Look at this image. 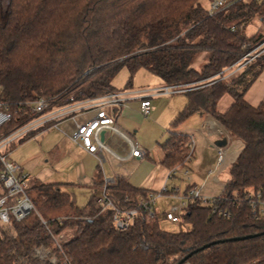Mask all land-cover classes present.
Here are the masks:
<instances>
[{
	"label": "trees",
	"instance_id": "1",
	"mask_svg": "<svg viewBox=\"0 0 264 264\" xmlns=\"http://www.w3.org/2000/svg\"><path fill=\"white\" fill-rule=\"evenodd\" d=\"M200 1L0 0V101L11 117L2 132L30 120L31 104L38 99L49 101L52 109L118 92L112 80L122 68L128 71L123 90L132 87L140 69L163 85L198 82L234 64L245 43L264 38V27L246 34L253 20L264 26V0H238L213 17ZM199 55L205 61L196 69ZM263 68L264 60L258 59L228 80L184 93L187 103L171 123L175 129L193 114L210 116L243 145L227 168L218 202L228 217L212 215L209 207L190 200L181 216L187 231H163L156 217L148 221L141 210L128 229L117 231L112 211L101 212L95 196L77 207L58 185L38 183L27 194L35 210L12 222L15 236L0 226V264H19L39 237L66 231L74 235L60 243V264H178L189 254L184 264H264V217L254 216L241 200L248 189L264 196V104L254 107L244 99ZM224 95L232 104L220 113L217 103ZM189 140L172 133L161 145L167 170L184 165ZM148 193L122 177L105 185V195L121 209L135 208ZM43 208L61 214L51 217ZM246 236L254 237L235 240Z\"/></svg>",
	"mask_w": 264,
	"mask_h": 264
},
{
	"label": "crops",
	"instance_id": "2",
	"mask_svg": "<svg viewBox=\"0 0 264 264\" xmlns=\"http://www.w3.org/2000/svg\"><path fill=\"white\" fill-rule=\"evenodd\" d=\"M157 82L146 86L132 85L130 89L124 90L115 87L118 92L125 93L128 100L120 109L108 110L118 129L145 152L143 157L123 159L129 154L130 146L123 138L110 132H103L102 142L108 150H102L96 155L86 153L81 146L72 142L69 135L76 124L92 118L95 114L91 103L80 102L70 105L68 114L56 118L52 126L38 129L30 136L15 141L11 145L10 160L35 182L58 185L60 191L67 193L77 207H83L91 196L100 195L103 185L99 186L97 183L100 181L103 184L113 183L117 177L126 179L133 188L153 193L159 192L165 186L168 190H174L176 194L181 195L184 194L186 187H191L201 188V193L206 196H219L228 175L225 179L221 177L241 152L243 145L230 140L223 127L210 116L193 114L177 128L172 129L171 123L187 103L185 94L151 97L150 113L143 116L140 112L141 100L137 98L136 92L164 86L159 80ZM249 89L244 99L256 107L263 100L264 83L257 93L253 91L252 94ZM231 104L232 98L224 95L217 103V111L223 113ZM172 133L185 134L189 139L193 138V134H197L209 143L210 152L205 158L202 156L206 168L199 173V177L190 179L189 173H185L188 164L194 158L196 146L191 151L189 159L172 176L169 177L171 171L161 164L163 159L161 145ZM209 138L214 141H210ZM221 141H226L223 146L225 162L219 169H215L217 157L215 146ZM209 170L213 173L208 174Z\"/></svg>",
	"mask_w": 264,
	"mask_h": 264
},
{
	"label": "built area",
	"instance_id": "3",
	"mask_svg": "<svg viewBox=\"0 0 264 264\" xmlns=\"http://www.w3.org/2000/svg\"><path fill=\"white\" fill-rule=\"evenodd\" d=\"M237 2L238 0H210L207 8V15L213 17L229 9ZM229 29L234 32V27H230ZM243 49L245 51L234 64L208 79L193 83L164 85L157 88L137 91V98L141 100V114L143 116L149 115L151 97L184 94L190 90L198 89L221 80H228L239 74L247 65L254 61L258 59L264 60V38L260 39L255 44L245 43ZM125 95V93L114 92L84 101L91 103L95 109V114L92 118L76 124L74 130L69 135L71 141L81 146L86 153L96 155L102 150H108L100 140V134L103 132H110L123 138L130 146L129 154L123 159L143 157L145 152L118 129L115 125L113 116L108 113L110 109H120L123 106L124 102L128 100ZM262 103L264 104V97ZM49 106V101L45 99L34 101L30 108V112L32 113L30 120L12 132L4 133L2 129L10 121L11 117L7 111V106L0 101V226L12 237H14L12 222H21L35 210L33 203L27 195L28 191L34 186L35 180L22 173L19 166L11 161L9 159V154H5L3 150L22 137L30 136L32 132L43 129L46 123L51 122L53 125L56 118L68 114L67 111L70 107V105H68L62 108L49 109ZM189 146L192 151V143H190ZM215 149L217 150L215 169H219L225 162V148L215 146ZM189 157L187 159H189ZM116 158L121 159L120 157ZM180 168L179 166V168L173 169L169 177ZM185 173H187V171H185ZM207 173L212 174L213 171L209 170ZM106 184L111 183L105 182L101 188L100 195L96 196V201L101 208V212L105 210L112 211V223L117 231H125L128 229L133 224L139 210L146 214L148 221L154 219L156 217L154 210L155 199L160 196H167L178 202L176 206L171 207V209L165 213V219L172 223L181 221V216L185 213L187 203L190 200H197L200 202L201 206L209 207L212 215L221 218L229 216L227 210L221 209L218 206V202L221 199L223 200L221 194L216 197L206 196L201 193V188H190L186 193L178 195L174 190L170 191L164 186L159 192H149L145 199H139L135 208L121 209L115 206L105 195ZM241 200L247 202L254 216L264 217V196L259 192L248 189ZM42 224L46 225V222L42 221ZM62 238L63 235L52 236L50 232L44 237H39V244L31 252V261L36 264L62 263L63 257L60 249V243L63 242V240H61Z\"/></svg>",
	"mask_w": 264,
	"mask_h": 264
},
{
	"label": "rangeland",
	"instance_id": "4",
	"mask_svg": "<svg viewBox=\"0 0 264 264\" xmlns=\"http://www.w3.org/2000/svg\"><path fill=\"white\" fill-rule=\"evenodd\" d=\"M201 5L204 8H208L209 1L207 0H201ZM264 27L261 26L260 23L257 20H253L251 24H249L246 28V34L251 35L250 33H254L257 28ZM264 30V29H263ZM205 61V57L203 55H199L194 63V67L196 69H199L200 66ZM128 80V71L126 68H122L118 74L113 78L112 85L114 87L118 88H124ZM157 78L147 72L144 69H140L133 77L132 79V85L134 86H146V85H153L154 83L157 84ZM264 83V72L258 77V79L254 82L253 87L251 86L249 89V92L257 93V90L261 88V85ZM248 92V93H249ZM253 94V93H252ZM260 96V95H259ZM62 108V107H61ZM56 109V108H55ZM232 140L231 138H229ZM210 141H214V139H210ZM189 143H193V148L196 146L193 154L192 162L188 164V168L186 169L189 173L190 179L193 177H199L200 172L203 171V168H206V163H204V158L206 157V154L210 152L209 143L207 140H204L197 134H193V138L189 140ZM192 148V150H193ZM11 150V146L6 147L3 151L5 154H9ZM198 154V155H197ZM197 155V156H196ZM204 156V158L202 157ZM196 157V158H195ZM10 159V158H9ZM179 168L176 167V169ZM202 173V172H201ZM188 177V175H187ZM203 177V176H202ZM227 177V172L221 177L222 179H225ZM39 182H35L34 186L37 185ZM33 186V187H34ZM32 187V188H33ZM177 201L173 198L167 197V196H160L155 199L154 204V210L156 214V219L158 221L159 227L166 232L170 233H178L182 231H187L189 229V225L185 224L182 220L178 223H172L165 219V213L171 209V207L177 205ZM43 212H46L48 216L54 217V216H60L61 213L50 211L48 209L43 208ZM63 235V238L61 240L66 241L69 238H72L74 235V231H66L64 233H61ZM15 236V233H14ZM12 237V236H11ZM39 244V243H38ZM37 244V245H38ZM36 247V246H35ZM34 247V248H35ZM50 247V246H49ZM32 252V251H31ZM19 264H36L33 261H31V253L23 260L20 261Z\"/></svg>",
	"mask_w": 264,
	"mask_h": 264
},
{
	"label": "water",
	"instance_id": "5",
	"mask_svg": "<svg viewBox=\"0 0 264 264\" xmlns=\"http://www.w3.org/2000/svg\"><path fill=\"white\" fill-rule=\"evenodd\" d=\"M100 140L103 141V133L100 134ZM225 144H226V141H221L220 143H217L216 146H218V147H223ZM262 234H263V233H262ZM262 234H261V235H262ZM255 236H256V235H255ZM252 237H254V236L241 237V238H237V239H235V240H243V239H248V238H252ZM216 243H217V242H213V243H211V244H206V245H204L203 247H201L199 250H202V249H204V248H207V247H209V246H211V245H214V244H216ZM190 256H191V254H189L188 256L184 257L183 259H181V261H179L178 264H184L185 261L187 260V258L190 257Z\"/></svg>",
	"mask_w": 264,
	"mask_h": 264
}]
</instances>
